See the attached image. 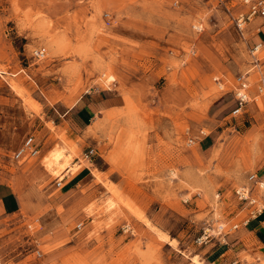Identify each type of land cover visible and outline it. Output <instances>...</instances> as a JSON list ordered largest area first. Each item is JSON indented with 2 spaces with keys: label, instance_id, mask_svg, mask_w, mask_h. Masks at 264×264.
<instances>
[{
  "label": "rangeland",
  "instance_id": "1",
  "mask_svg": "<svg viewBox=\"0 0 264 264\" xmlns=\"http://www.w3.org/2000/svg\"><path fill=\"white\" fill-rule=\"evenodd\" d=\"M244 11L242 0H0V182L21 204L0 211V264H264L248 233L237 246L255 207L234 190L264 167V47L252 53L264 18L240 30ZM83 108L95 117L85 131L71 115ZM29 136L40 154L17 161ZM84 166L98 185L63 193L66 169ZM222 223L239 227L221 239Z\"/></svg>",
  "mask_w": 264,
  "mask_h": 264
},
{
  "label": "built area",
  "instance_id": "2",
  "mask_svg": "<svg viewBox=\"0 0 264 264\" xmlns=\"http://www.w3.org/2000/svg\"><path fill=\"white\" fill-rule=\"evenodd\" d=\"M242 4L245 7V11L239 13V16L236 18L237 26L240 30H243L245 25L248 22H251L256 17L264 18V0H242ZM264 45L259 44L254 47L252 53H258L260 48ZM34 56L37 58H43L46 56V48H39L34 51ZM261 59L256 58L255 64L256 67L259 68L258 71L261 73V79L259 84V91L264 93V70L261 66ZM218 86L223 90L225 88L226 82L221 77L215 78ZM235 87L233 90V94L236 100V108L233 111V114L238 116L242 115L244 108L247 106V103L250 100L249 89H250V81L249 76L246 74H241L235 79ZM202 134L204 132L202 131ZM40 144L37 142L34 136H29L25 142L20 146V148L15 151L14 158L17 161H27L32 158L38 157L40 154ZM95 155V149L91 148L87 152L83 154L84 159L91 160V158ZM251 181L249 185H242L234 190V194L236 198L244 205V209L251 208L254 206L255 208L251 210V216L243 221V224L246 226L249 220L257 215L264 213V205H259L257 199L253 196V187L255 185L264 189V181L258 176L257 173L251 174L249 177ZM61 181H58V186H61ZM239 227L238 224H234L231 227H228L227 224H219L217 226V235L222 239L232 231ZM211 228H207L204 230L203 234L198 238V242L200 244L205 243L209 240V238L213 235L211 232Z\"/></svg>",
  "mask_w": 264,
  "mask_h": 264
},
{
  "label": "crops",
  "instance_id": "3",
  "mask_svg": "<svg viewBox=\"0 0 264 264\" xmlns=\"http://www.w3.org/2000/svg\"><path fill=\"white\" fill-rule=\"evenodd\" d=\"M253 25L254 27H258L256 34L252 36V41L254 42L255 44L254 47H255L264 42V19H256L253 22ZM263 47L264 45L261 48ZM260 59H261V62L264 61V57L263 58L261 57ZM223 79L226 82L225 78ZM226 84H228V81L226 82ZM108 103H109L108 99L100 102L98 105L100 110L104 108H108ZM112 106H115V103H112ZM92 114H93V111L88 108L87 109L83 108L76 112L72 111L71 112V115H73L72 120L73 119L75 120L72 123L73 128L84 130V131L87 130L89 126H91L90 122H92L95 118L93 117ZM77 163H79V161ZM70 171L71 169L67 168L66 173L63 176V179L58 180L62 182L61 186L59 187L60 189H62L63 193L72 192L73 190L76 189L78 185L82 183H85L86 185L94 184V183L98 185L99 183L98 181L95 180L94 177H92L91 175L92 170L89 166H84L82 169L78 170L75 173H70ZM257 174L264 181V167L261 168L260 174L259 173ZM58 181H57V185H58ZM259 189L262 190V192H264V189L257 185L253 187V192L257 194ZM0 192H1L0 193V211H4L6 213L17 212L20 209L21 204H20V200L18 199V195L16 194L14 189H12L9 184L0 182ZM262 200L264 201V199ZM240 228H241V234L238 236V238H239V241H241V243L239 244L238 242L237 244L239 245L237 246L242 247L244 250V247L247 244V240L244 239V236L246 235V233H248L252 242H254L255 247L258 249L257 252L253 251V253L257 254L258 252H261L262 255L264 256V213L252 217L246 226L242 224ZM230 251L231 250L226 251L222 255Z\"/></svg>",
  "mask_w": 264,
  "mask_h": 264
},
{
  "label": "bare ground",
  "instance_id": "4",
  "mask_svg": "<svg viewBox=\"0 0 264 264\" xmlns=\"http://www.w3.org/2000/svg\"><path fill=\"white\" fill-rule=\"evenodd\" d=\"M107 72H109L108 74H109V76H110V71L108 70ZM106 73V72H105ZM105 73H103V74H105ZM6 74H7V72H6ZM2 75V74H1ZM14 75V74H13ZM113 77V76H112ZM102 78H103V76H102ZM93 125V124H92ZM90 127V126H89ZM93 128V127H92ZM209 133V132H208ZM65 139V138H64ZM62 149V148H61ZM73 156V155H72ZM64 157H66V154L64 153V151H63V149L62 150H59L54 156H53V158H51V159H48V164H49V166H54V165H59L60 163H61V160L64 158ZM66 160V159H65ZM68 165V164H67ZM76 165V164H75ZM56 166V167H57ZM62 166L64 167V165L62 164ZM61 166V167H62ZM51 168H53V167H51ZM71 169V168H70ZM72 171V170H71ZM96 171V170H95ZM98 176V175H97ZM97 178H101V176H98ZM115 190V189H114ZM25 199V198H24ZM23 198H22V200H24ZM160 235H162V234H160ZM162 238L163 239H165V240H167L168 241V243L170 244V245H173V246H176V240L174 241V240H169V238L167 237V235H162ZM178 244V243H177ZM183 254V253H182ZM186 256V255H185ZM189 256V255H188ZM192 260H193V263H195V264H201V261L197 258V256H193L192 257Z\"/></svg>",
  "mask_w": 264,
  "mask_h": 264
}]
</instances>
